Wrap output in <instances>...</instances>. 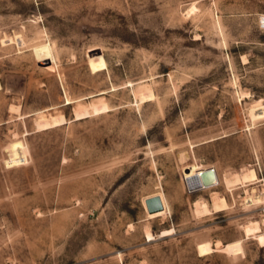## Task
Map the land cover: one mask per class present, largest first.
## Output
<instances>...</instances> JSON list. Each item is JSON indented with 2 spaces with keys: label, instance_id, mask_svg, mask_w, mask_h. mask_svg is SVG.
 Masks as SVG:
<instances>
[{
  "label": "rangeland",
  "instance_id": "374dc122",
  "mask_svg": "<svg viewBox=\"0 0 264 264\" xmlns=\"http://www.w3.org/2000/svg\"><path fill=\"white\" fill-rule=\"evenodd\" d=\"M262 15L0 0V264H264Z\"/></svg>",
  "mask_w": 264,
  "mask_h": 264
},
{
  "label": "water",
  "instance_id": "95a60500",
  "mask_svg": "<svg viewBox=\"0 0 264 264\" xmlns=\"http://www.w3.org/2000/svg\"><path fill=\"white\" fill-rule=\"evenodd\" d=\"M216 181V172L213 168L202 170L199 174H194L184 179L186 190L189 193L214 186L217 184ZM144 202L148 214H154L163 209L162 202L158 196L145 199Z\"/></svg>",
  "mask_w": 264,
  "mask_h": 264
},
{
  "label": "bare ground",
  "instance_id": "6f19581e",
  "mask_svg": "<svg viewBox=\"0 0 264 264\" xmlns=\"http://www.w3.org/2000/svg\"><path fill=\"white\" fill-rule=\"evenodd\" d=\"M194 11H196V7L192 5V6L189 7L188 10L185 12V15L192 14ZM194 13H195V12H194ZM187 17H188V16H187ZM190 17H191V16H190ZM260 22H261V24H264V15H262V16L260 17ZM201 190H203V189H201ZM158 197H159V200L162 202L160 196H158ZM162 210H163V209H162ZM162 210H161V211H162ZM161 211H158V212H161ZM158 212H155L154 214H157ZM244 232H245L246 235L251 234V235L255 236L257 242L260 243L261 246H264V234H261V233L259 232V226H258L256 223L251 224V225H249V227L244 228ZM146 237H147V239H148L149 241H151V240L154 239V236H152L149 232L146 233Z\"/></svg>",
  "mask_w": 264,
  "mask_h": 264
}]
</instances>
